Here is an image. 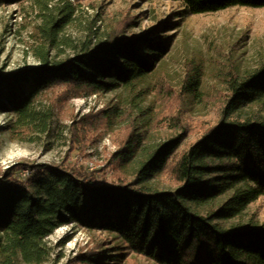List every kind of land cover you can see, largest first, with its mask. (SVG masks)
<instances>
[{
	"label": "trees",
	"instance_id": "trees-1",
	"mask_svg": "<svg viewBox=\"0 0 264 264\" xmlns=\"http://www.w3.org/2000/svg\"><path fill=\"white\" fill-rule=\"evenodd\" d=\"M174 1L183 4L186 14L264 6V0ZM72 11L57 20L44 13L41 29L46 40L69 23ZM151 32L109 34L95 47L86 46L63 60H54L42 46L39 66L0 70V112L13 116L7 125L12 140L36 141L47 133L56 103L111 91L153 71L164 45ZM228 90L218 123L206 126L186 149H179L184 134L157 145L132 174L127 166L136 159L143 136L134 128L121 135L101 169L69 159L58 164L17 161L4 168L0 264L20 259L42 264L50 256L46 238L70 223L114 233L121 241L117 254L91 251L80 256L82 264H123L131 254L156 264H264V223H229L264 196V118H231L239 108L264 98V62L243 78H231ZM113 116L99 110L75 119L69 126L70 147L84 152L99 129L113 123ZM24 168L31 170L26 178L21 176ZM106 168L115 171V181L98 180L97 173ZM159 175L172 186L152 184ZM229 192L227 199L218 201Z\"/></svg>",
	"mask_w": 264,
	"mask_h": 264
},
{
	"label": "rangeland",
	"instance_id": "rangeland-1",
	"mask_svg": "<svg viewBox=\"0 0 264 264\" xmlns=\"http://www.w3.org/2000/svg\"><path fill=\"white\" fill-rule=\"evenodd\" d=\"M72 9L69 23L55 38L46 40L41 29L44 13L57 20ZM183 9L174 0H19L0 4V70L4 73L39 66L37 53L42 46L54 60H63L86 46L95 47L113 33L139 36L152 30L150 36L164 45L155 69L131 84L56 103L50 130L36 141L12 140L7 125L13 116L0 112V173L17 161L58 164L65 159L101 169L118 148L121 135L134 128L143 136L136 159L127 166L132 174L157 145L184 134L179 149H186L206 126L218 123L229 96V80L249 75L264 62V6L236 5L199 14H186ZM160 24L165 26L153 31ZM99 110L113 112V123L100 128L96 141L84 152L72 149L69 126ZM253 117L264 118V98L231 115L240 120ZM114 172L106 168L97 178L110 183L116 180ZM152 184L172 186L161 175ZM250 221L264 223V196L229 223ZM46 243L50 256L42 264H82L80 256L91 251L117 254L121 241L114 233L70 223L58 227ZM17 264L28 263L20 259ZM123 264L156 263L131 254Z\"/></svg>",
	"mask_w": 264,
	"mask_h": 264
},
{
	"label": "bare ground",
	"instance_id": "bare-ground-1",
	"mask_svg": "<svg viewBox=\"0 0 264 264\" xmlns=\"http://www.w3.org/2000/svg\"><path fill=\"white\" fill-rule=\"evenodd\" d=\"M94 165H91V166H89L88 168L89 169H91V170H93L94 169ZM26 171H28V168H24L21 172H26ZM30 174H21V176L23 177V178H26V177H28Z\"/></svg>",
	"mask_w": 264,
	"mask_h": 264
},
{
	"label": "built area",
	"instance_id": "built-area-1",
	"mask_svg": "<svg viewBox=\"0 0 264 264\" xmlns=\"http://www.w3.org/2000/svg\"><path fill=\"white\" fill-rule=\"evenodd\" d=\"M30 173H31L30 169H28V171H26V172H21V174H30Z\"/></svg>",
	"mask_w": 264,
	"mask_h": 264
}]
</instances>
